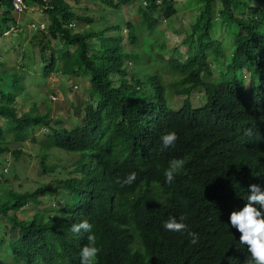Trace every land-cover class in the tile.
<instances>
[{"label":"trees","instance_id":"16d2710c","mask_svg":"<svg viewBox=\"0 0 264 264\" xmlns=\"http://www.w3.org/2000/svg\"><path fill=\"white\" fill-rule=\"evenodd\" d=\"M34 1L42 2L29 3ZM104 1L120 9L138 0ZM144 1L138 5L139 22L152 33L159 24L158 14L169 19L178 12V0H146L147 5ZM220 1L216 9L217 0H201L191 32L183 41L189 45L187 56L175 49L179 58L175 59L172 52L166 59L169 70L176 74L173 76H179L173 80L179 93H190L198 87L213 92L201 112L194 110L189 100L179 111L168 105L164 76L151 64L149 51L132 49L129 53L123 45L125 26H107L100 31L103 42L94 49L86 38L71 35L61 23L60 17L65 21L74 17L68 3L51 2L52 8L47 9L51 30L58 31L65 44L80 43L75 52L65 51L63 71L69 70L74 76L78 68L89 72L98 102L87 106L82 124L73 130L62 126L54 134L44 135L39 143L47 157L53 148L71 153L83 146L87 163L78 168L80 178L70 179L60 173L68 170L66 162L52 165L43 158V171L54 178L33 191L9 187L3 194L4 186L12 183H1V175L0 215L9 217L16 233L0 241V247L24 256L26 264H80L87 234L73 233L71 228L87 220L101 249L97 264H244L250 258L229 216L246 204L249 185L257 184L264 190V0H257L255 6L247 0ZM0 9L1 43L16 33L5 34L8 24L15 20L13 1L0 0ZM217 15L233 36L230 55L225 54L223 42L212 37ZM126 27L131 43H136L135 25ZM111 30L115 35H106ZM159 44L160 63L167 44L164 38ZM124 52L133 59L127 71L122 63ZM56 53L53 49L52 59L44 68L47 77L55 68ZM225 55V72L212 87L203 81V75L211 73L212 61ZM74 56L78 68L68 65ZM1 62L5 67L0 118L8 119L7 130L9 134L18 132L19 141H38L34 129L43 117L32 113L46 106L30 92L33 87L23 83L18 66ZM246 69L253 76L249 86L244 78ZM186 83H190L189 88ZM20 94L30 105L22 117L15 107ZM170 132H175L178 139L164 148L161 138ZM8 142L0 126V155L10 151ZM15 152L18 157L24 154L21 149ZM173 159H183L185 165L174 181L167 183L164 172ZM17 171L13 167L11 176L20 180ZM133 172L136 180L131 185L116 183ZM44 192L55 196L58 205L60 199L65 201L64 206L52 212L43 207L32 219L18 217L19 210L41 203L39 197ZM171 217L184 223L186 230H166L164 223ZM189 232L198 234V243L190 242ZM6 258H0V264H16Z\"/></svg>","mask_w":264,"mask_h":264},{"label":"clouds","instance_id":"9594fccd","mask_svg":"<svg viewBox=\"0 0 264 264\" xmlns=\"http://www.w3.org/2000/svg\"><path fill=\"white\" fill-rule=\"evenodd\" d=\"M12 1H13V6L15 8V15H17V18H15L14 22H10L8 24L9 29H5V34H10L14 31L18 37H22L23 35H26L30 39V43H29L30 45L32 44V42H34V45H35V40H36L37 46L40 47L41 50H42V46H43L45 48V50H42V52L44 53L42 57H41V54H39V58L41 57L42 61L38 63L37 69H30L27 66V64L23 61V59L25 58V57H23V54L26 52L24 48L15 50L16 58L14 61H11L10 59H5L4 58L5 55H3V60L6 63L7 62L9 63V64L7 63L8 66L10 64L18 66L20 69L21 76L24 78L23 83L27 86L33 87V85L36 86V85L41 84V82H42L41 81L42 80L41 75H44L43 74L44 70L39 71L38 70L39 67L42 65H45L44 66V68H45L49 64V61H51V59H52L51 53H50L48 58L46 57L47 56V50L52 52V49H51L52 45H51L50 37L46 36L45 32H47V30L50 29L53 37L57 38L59 36L57 38L59 40H60L61 36L59 35L58 31H57V33H54L51 30L52 21L48 25L44 21L31 22V21H28L26 19L24 14L28 9H31L32 11H35V12L40 11L41 13L48 15L47 9L52 8L51 2L53 0H42V2L34 1L32 3H29V0H21V2H18V0H12ZM139 1L141 2V0H139ZM75 2H76V0H69V2H67L72 13L74 14L73 19L70 21H65L62 17H60L61 23L66 28H68L70 30L71 35H73V36L82 35V37L86 38V41L89 42L90 44H92L94 49L101 47L103 39L98 35V33L100 31H102L103 29H105L107 26H113V25H111V24L107 25L98 31H96L95 28L92 29L91 27H89V28L85 29L83 32H79V29L74 32L73 27L77 26V23L84 22V21H89L92 24L94 23V19H92L90 17H86L82 14H79L77 16V12L73 9L74 7H76ZM136 2H134V3H136ZM16 3H18L22 7V10H20L16 6ZM134 3H132L130 5H133ZM32 4L34 5V7L32 6ZM147 4L148 3L145 0L144 5H147ZM216 4H217V2H216ZM220 5H221V1H220ZM220 5H219V7H216V9H219ZM127 6H129V5H127ZM120 9H122V8H120ZM137 13H138V10H137ZM217 16H219V15H217ZM95 18H97V15H95ZM156 18L159 21L158 26L165 25L166 23H168V21L170 19V18L168 19L166 17H163L162 15H159V14ZM219 18H220V16H219ZM49 19L51 20L50 17H49ZM220 20H221V18H220ZM127 24H131V23H127ZM140 24H141V22H140ZM122 25L125 26L123 31L126 30V28H127L126 25H124V23H122ZM116 26H118V25H116ZM84 28L85 27H83V29ZM136 30L137 29H135V33H136ZM128 31H129V29H128ZM109 32H112V33H109ZM2 34H3V32L0 34V38H2ZM34 35H39V36H34ZM106 35H108V36L115 35V30L107 31ZM128 35H129V32H128ZM32 37H33V39H32ZM123 37L125 39L124 34H123ZM136 37H137V34H136ZM184 39H182L181 42L178 43V47L172 48L170 51L166 50L168 52V55L164 56V60L168 59V57L171 56L172 52H174V54H177L178 58H179V53L176 52L175 49H179L180 47H184V45H187V50H188L189 45L187 43H183ZM61 42H60V46H55L56 51L65 47L66 51L70 52L72 50L75 52L80 45V43H78V42H73V43H70L66 46L65 40L62 38H61ZM123 43H124V40H123ZM70 46H75V49L70 48ZM131 50H127V51L130 52ZM225 54L227 55L228 53H225ZM230 54H231V52L229 53V55ZM177 55H175V59H178L176 57ZM226 55H225V57H223L221 59L214 60L211 62V65H210L211 66V73L203 75V78H202L205 83H211L212 87H214V84H217L221 81V74L223 72H225V68L227 66L226 61H227L228 57H226ZM59 56H60V54H59ZM59 56L57 57V53H56L55 59H58ZM184 56H187V54ZM151 58H152V55H151ZM59 60H61V57L59 58ZM129 60H130L129 63H131V65H132L131 61L133 59H129ZM164 60H163V63L167 64V62ZM213 64H215V66H216L215 68H217L219 71L218 78H216L215 81L211 80V77L214 74L213 73L214 69L212 68ZM62 71H63V64H62V66H60L59 64L57 65V60H55L54 70L50 73V75L48 77L46 75H44V76L47 77L50 84H52L56 89H60V90L63 89L62 92H64L65 89L68 88V90H66V92H68L67 96L70 98V94H72V93H70V91L79 92L78 89L80 88V85L78 83H73L70 86H68V84H66L62 88H61V86H58V85L56 87L55 82L58 81V79H59V78H57V75L59 73H61ZM63 72H65V71H63ZM247 72L249 74V79H251L253 77L251 71L246 69L244 71L245 80L248 77ZM65 74H66V72H65ZM76 76H77V74H76ZM85 76H87L89 78V82H90V76L84 75V77ZM36 77H38V79L35 80L34 78H36ZM163 79H164V83H165L164 84L165 85V95H166V98L168 101V105L176 111L181 110L184 107V104L187 103L189 100L190 104L192 105L194 110L201 112L209 104L210 99L213 98L212 97L213 92H211L210 89H208V90L205 89L204 87L195 88V89L191 90L190 93H186V92L179 93L177 86H175L177 83L173 82V80L179 79V76H176L175 79H173L169 82H166V79L164 77H163ZM255 79L257 81V76H255ZM251 81L252 80H250L249 84L246 82V85L249 86L251 84ZM257 85H258V83H257ZM185 87L189 88L190 83H186ZM168 93L171 96V101H169V99H168ZM62 94L63 93H53L51 95L52 105L50 107H46L45 112L32 113V115H39V116L43 117L42 121L38 124L37 129H34V132H35L34 136L36 138H37V133H38V131L42 125L47 126L48 128L51 129V135L54 134L55 130H58L60 127L64 126L60 121H55V119L57 117H60L61 115L60 116L57 115V117H54V115L52 113L54 110H56L58 108L57 105H54V103L60 98L63 99ZM195 95H197V97H199L201 99L198 104H195V102H194ZM90 96L94 98L97 95L92 91ZM176 99L180 100V103L178 105H176V107H173L172 101H174ZM20 100H22L23 104L25 105L22 110L18 109V103ZM20 100L17 99V102L15 103V107L17 109L18 117H20V116L22 117L23 114L27 113V110L30 108V105L24 101L22 96H21ZM83 100H85V99L82 96L81 102L86 103V105H84V106L80 105L79 106L76 103V101H75V105H74L76 113L78 115H80V117H81L80 118L77 116L80 119V124H82L83 117L85 116V109L87 108V106H96L97 102H98V100H97L96 104L94 105L91 103V101L87 102V101H83ZM4 119H6V121L9 123L7 118L4 117ZM8 123L3 124V118L2 117L0 118V126L3 128L4 133H7V140L9 141L8 144H10V151L6 150L4 153H7V154L6 155H4V153L2 154V156L5 157V166H3L2 169L5 168L4 170L6 171L7 165L10 164V158H9L8 153L14 154L15 162L12 165V170L10 171L11 173H13V167H16L18 169L19 166L17 165V163L21 159V157L24 156L26 158H29V156H30L22 148L21 145L25 142H36V141H33L30 138H26L24 140H21L22 141V143H21V141H19L16 138L18 132H17V134L11 133L9 135V132L7 130ZM80 124L78 123V125H75L73 127V129L76 128L77 126H79ZM64 127H66V126H64ZM73 129H68V130H73ZM246 134H250V133H246ZM44 135H50V134L44 133ZM8 136H9V139H8ZM41 138L43 140L44 136ZM40 139H38V140H40ZM161 139H162L163 147L168 148V147L173 146L175 144L178 137H177L175 132H170V133L162 136ZM37 144L41 146L40 143H37ZM11 145H14V146H11ZM17 145H18V147L16 149H11L13 147H16ZM82 148H83V146H78V147L74 148L71 153H65L61 149L57 148L62 153H65L64 159L66 161L63 158H59V161L58 160L52 161L49 159L50 153H48V157H47V153H44L42 148H39V150L37 151V155H35V157H39V159H38L39 165H40L39 170L42 171L43 175L47 174L53 179L54 177L52 174L45 173L43 171V164H42L43 158L45 159V163L48 162V163H51L52 165H56L57 163L63 164L64 162H66L67 163L66 167H68V170L62 171L60 173L67 175V177H69V178L71 177L70 179L80 178V173L78 172V168L87 163V159L83 158L84 151ZM20 149L24 151V154H21L18 157L17 153L15 151L20 150ZM44 154L46 156H44ZM1 165H2V163H1ZM184 165H185V161L183 159H173L172 161H170L169 166L167 167V169L164 172L166 182L172 183L175 179V176L184 168ZM1 171L2 170H0V177L2 175V179H5V175L2 174ZM25 176H28V174H25ZM40 177H42V176H40ZM5 180H10V179H5ZM135 180H136V174L133 172V173L127 175V177L123 180H120L118 178L116 183L120 184L121 186L131 185ZM34 182L38 183L37 179H34ZM50 182H48V183H50ZM48 183L43 184L40 187L42 188L44 185H47ZM40 187H38L37 185H34L33 187L29 188V190L33 191V190L40 188ZM15 189H17L18 191H25V190H22L21 188H17V187ZM42 195H43V193L41 194V196ZM39 199H40V197H39ZM60 201H63V200L60 199ZM63 202L65 203V201H63ZM33 204H39V203H33ZM33 204H29L28 209H29V206L33 205ZM254 205H259L260 207L257 208ZM57 206H58V204L55 203L54 207H57ZM21 210H25V209H21ZM21 210H19L18 212H20ZM34 215H33V217H34ZM3 217H6L7 219H9V217H7V216H3ZM32 218H29V219H32ZM181 219H183V218H181ZM229 221H230V225L240 233V237H239L240 244L246 246L247 247L246 251L248 252V254L250 253V258H247L244 261V264H264V190H262L259 185H257V184L249 185V192H248V195L246 198V204L240 210H233L229 216ZM164 228L166 230L172 231V232H182V231L186 230V225L182 222H178L176 220V218L171 217L167 221H165ZM71 231L73 233L83 232V233L87 234L88 243L85 246H83L81 251H80V258H81L80 264H97L98 256H99L101 249H100V247L97 246V237H96L95 233L93 232V225L91 223H89L87 220H84L80 223L73 224ZM188 235L190 237V242L192 244L198 243V240H199L198 234L193 233V232H189ZM11 238L12 237L4 238V236H3V237H0V241L6 240V239H11ZM7 244L9 245L10 243H7ZM137 244H140V243H137ZM4 249L5 248L2 245L1 250L4 251ZM244 252H243V255H244ZM9 258H12V260H14L16 262V264H26L24 256L14 255L12 251H11L10 255H8V257L6 258L5 261L8 262ZM9 261H11V259Z\"/></svg>","mask_w":264,"mask_h":264},{"label":"rangeland","instance_id":"374dc122","mask_svg":"<svg viewBox=\"0 0 264 264\" xmlns=\"http://www.w3.org/2000/svg\"><path fill=\"white\" fill-rule=\"evenodd\" d=\"M69 2V0H65ZM117 1V0H116ZM251 3L252 6L258 5L257 0H247ZM140 1L138 0L136 3L133 5L126 6L122 9H115L114 7L107 6L108 3H106L104 0H76L75 5L73 9L77 12V16L79 14H82L86 17H90L94 19V23H90L89 21H84L77 23V26L73 27V31L75 32L76 30L79 29V32H83L85 29L91 27L92 29L95 28L96 31L102 29L103 27L107 25H126L127 23L134 24L136 26V34H137V41L136 43L132 44L131 39L128 37V29L123 31V34L125 36L124 43L123 45L127 50L131 49H145L149 51L150 55H152V65L159 69L160 73L164 76L166 79V82H169L173 79L176 78V74L171 73L169 70L168 64H165L163 62L159 63V60L161 56L159 55V41L164 38L165 42L167 43V48L163 51L162 56L164 57L165 55H168V51H170L172 48L178 47V43L181 42L182 39H186L187 36L191 32V24L195 21L196 15L199 11V7L201 6V0H178L177 3V8L178 12L174 16H172L168 23L165 25H160L157 27L156 32L152 33L146 28H144L140 22H139V15L137 13L138 10V5ZM220 5V0H217L216 7H219ZM34 7V5L32 4ZM36 7V6H35ZM110 7V8H109ZM95 15H97V18H95ZM24 16L28 21L31 22H41L44 21L47 25L51 22L49 19V15H45L44 13H41L40 11H32L31 9H28ZM90 25V26H89ZM83 27H85L83 29ZM161 32H164L162 34ZM112 33V32H109ZM46 36L50 37L51 41V49L56 50L55 46H60L61 38L60 40L57 38H54L53 35L51 34L50 29L45 32ZM111 35V34H110ZM34 36H39V35H34ZM22 37H27L26 35H23ZM48 37V38H49ZM212 37L215 40L222 41L223 46L226 49L227 53L229 54L232 47H233V36L231 32L227 31L225 29L224 22L220 20L219 16L215 18L214 21V26L212 29ZM10 38H13V35L10 36ZM97 39V38H96ZM9 41V39H7ZM24 41L22 40L20 44H22ZM62 43V42H61ZM185 43V42H183ZM68 44H66L67 46ZM3 48V47H2ZM70 48L75 49V46H70ZM36 53L41 54V57L43 56V52L40 49V47L35 48ZM65 47L61 48L60 50H57V57L60 54L61 60H57V65L59 64L62 66L66 63L65 61ZM179 51H181L184 55H186L187 52V45H184V47H180ZM74 51H70L68 53H73ZM132 50L129 52L131 53ZM50 51L47 50V58L50 55ZM68 55V54H67ZM177 55V54H175ZM14 59L16 58V53L15 55L12 53L11 54ZM11 56L5 55V59H11ZM70 56H73V54H70ZM124 59H122V63L124 65L123 69L125 71L128 70V68H131L132 65L131 63L128 64L129 59L127 58V53L124 52ZM178 58V55L176 56ZM75 56L69 58L68 65L70 68H76L77 65L73 62L75 60ZM162 60H164L162 58ZM225 60V59H224ZM166 61V60H164ZM8 63V62H7ZM50 63V61H49ZM9 64V63H8ZM44 66L42 65L39 67V71L44 70ZM215 64L212 65L213 70V76L211 77V80L215 81L216 78H218L219 71L217 68H215ZM78 68V67H77ZM0 89L2 88V83L3 82V65H0ZM61 70V69H60ZM19 71V70H18ZM78 74L77 76H74L71 71L66 70L65 72H61L57 75L58 81L55 82V85L57 87L61 86V88L68 84L70 86L73 83H78L80 85V88L78 89L79 92H73L70 91V98L67 96L66 90L62 92L60 89H56L52 84H50L49 80L47 77L44 75H41V84L39 85H33V89L30 92L36 93V99L44 103L46 107H50L52 105V100H51V95L53 93H63V99L60 98L58 99L54 105H57V109L54 110L52 113L54 117H57V115H61L60 117H57L55 121H60L64 126H66L68 129H73L75 125L80 124V115H78L75 111V101L76 103L80 106L86 105V103H82V96L84 97L85 100L83 101H91L92 104H96L98 97H91L90 94L92 93L93 89L92 86L89 82V78L87 76L84 77V75H89V72H85L84 69H77ZM132 75V74H131ZM248 77L246 78V82L249 84L250 80L249 79V74L247 72ZM117 77V75H115ZM130 78V75L128 76ZM35 80L38 79V77L34 78ZM145 88L143 87V90ZM84 93V94H83ZM17 99H21V94L18 96ZM168 99L171 101V96L168 93ZM200 98L195 95L194 102L195 104H198L200 102ZM180 103V100L176 99L172 101V106L176 107ZM25 105L23 104L22 100L19 101L18 103V109L22 110ZM46 108L42 110L41 112H45ZM78 116V117H77ZM81 118V117H80ZM8 122L6 119L3 118V124H7ZM44 133H48L51 135V129L48 128L47 126L42 125L37 133V139H40L41 137L44 136ZM10 135V134H9ZM11 138V137H10ZM9 139V136H8ZM42 140V138L36 142H25L21 146L22 148L28 153L29 158L26 157H21V159L18 161L17 165L18 167V174H21L20 180H14L12 178L11 170H12V165L15 162V157L14 154H9L10 158V164L7 165L6 169H2L3 166H5V157L0 155V170H2V174L5 175V179H10L12 185L9 186H4V190L2 191L3 194H6L7 191L6 189L11 187V188H21L22 190L29 189L33 187L34 185H37L40 187L43 184H46L52 180V178L49 175H43L42 171L39 170L40 165H39V157H35L37 155V151L39 148H41L39 143ZM14 146V145H11ZM16 147H13L11 149H16ZM50 156L49 159L52 161H59V158H63L65 156V153H62L59 151L57 148L52 149L49 151ZM7 153H4L6 155ZM65 160V159H64ZM66 161V160H65ZM2 163V165H1ZM25 174H28V176H25ZM42 176V177H40ZM5 179L1 181V183L5 182ZM34 179H37V182H34ZM41 203L39 204H33L29 206L28 210H21L20 212L17 213L18 217L20 218H32L33 215L38 211H40L43 207H45V211H55L57 209H60L64 206V202L60 201V205L57 207H54L56 203V198L55 196H52L51 194L44 192L42 196H40ZM16 233V230L12 227L11 222L9 219L6 217H3L0 215V237L4 238H10L12 235ZM7 245V243H5ZM0 251L1 247H0ZM6 256L3 253H0V258L4 259L5 257H8L7 255H10L9 250L7 248Z\"/></svg>","mask_w":264,"mask_h":264},{"label":"crops","instance_id":"0c3cea01","mask_svg":"<svg viewBox=\"0 0 264 264\" xmlns=\"http://www.w3.org/2000/svg\"><path fill=\"white\" fill-rule=\"evenodd\" d=\"M0 13H3V9H0ZM15 18H17V15H15ZM7 39H9V41H7ZM22 40L24 42L20 44ZM29 43H30L29 37H18L17 35L13 36V38L7 37L2 39V42L0 43V65L2 64L1 61H3V55L9 54L11 56L12 53L15 55L16 53L15 50L24 48L26 51L25 52L26 56L23 59V61L27 64V66L30 69H37L38 63L42 61V58L41 57L39 58V54L36 53L35 51V48L36 47L38 48L36 40H35V45L34 42H32L31 45ZM10 60L14 61L15 59L14 57L11 56Z\"/></svg>","mask_w":264,"mask_h":264},{"label":"built area","instance_id":"2783aa9c","mask_svg":"<svg viewBox=\"0 0 264 264\" xmlns=\"http://www.w3.org/2000/svg\"><path fill=\"white\" fill-rule=\"evenodd\" d=\"M18 2H21V0H18ZM16 6H17L20 10H22V7H21L18 3H16Z\"/></svg>","mask_w":264,"mask_h":264}]
</instances>
